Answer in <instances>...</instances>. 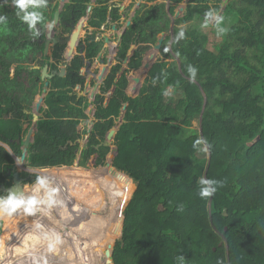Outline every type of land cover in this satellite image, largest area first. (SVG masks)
Returning a JSON list of instances; mask_svg holds the SVG:
<instances>
[{"label":"trees","instance_id":"16d2710c","mask_svg":"<svg viewBox=\"0 0 264 264\" xmlns=\"http://www.w3.org/2000/svg\"><path fill=\"white\" fill-rule=\"evenodd\" d=\"M124 1L67 0L62 5L47 0L39 11L52 21L60 11L56 35L68 33L72 19L87 21L68 58L63 44L45 54V19L34 36L16 16L12 0H0V15L7 17L0 25V141L20 157L23 143L11 140L21 136L23 142L34 125L25 166L46 169L40 174L57 189L56 198L67 210L74 208L71 217L52 213L47 204L32 215L18 211L9 216L12 236L21 239L20 246L9 245L10 261L21 264L26 255L31 260L40 253L37 264H110L106 251L121 234L123 210L134 192L123 235L114 246L115 264H264V0H228L224 8V0H188L180 17L175 14L185 0H143L133 15L137 0L122 10ZM209 10L224 17L225 34L200 22ZM113 25L126 27L117 62L91 100L81 94L86 83L82 69L103 50L99 30ZM181 31L184 36L178 39ZM162 33L166 39L172 36L179 61L167 60L171 55L164 40L139 94L129 98L113 142L104 145L107 126L111 129L122 115L129 73L142 65ZM102 58L107 60L105 54ZM47 64L50 71L66 66V72L43 79ZM189 65L197 69L195 81ZM168 87L176 94L174 103L166 99ZM41 96L44 104L34 122L24 109L33 110ZM82 122L86 125L79 129ZM85 137L82 146L79 139ZM197 140L201 143L194 147ZM112 144L118 148L112 161L116 170L106 166ZM93 156L94 166L106 167H70L89 168ZM8 168H16L15 158L0 145V173ZM201 177L223 181V187L201 198ZM34 187L25 196L33 195ZM25 216L29 223L22 224ZM81 219L91 220L82 230L76 226ZM52 233L61 243L49 251L44 237ZM61 246L64 252L58 254Z\"/></svg>","mask_w":264,"mask_h":264},{"label":"water","instance_id":"95a60500","mask_svg":"<svg viewBox=\"0 0 264 264\" xmlns=\"http://www.w3.org/2000/svg\"><path fill=\"white\" fill-rule=\"evenodd\" d=\"M141 1L142 0H139V3ZM187 1L188 0H185L184 3L186 4ZM227 1L228 0L223 1V8L226 6ZM66 2H67V0H61V4H64ZM91 8H92V6H89L88 10L90 11ZM183 10H184V6H180V8L177 10V12L175 14V17H180ZM59 21H60V11H56L54 14V21L49 24V25H51V27L50 28L48 27L47 36L45 39V54L49 55L51 46L56 45V44H63V45L68 46L67 57L70 58L73 56L75 47L78 44L80 31L76 29V23L73 19L72 23L69 25L71 27V34L70 35H68L66 37L54 35L55 27H56V25L59 24ZM129 24H130V21L127 22V25H129ZM85 26H86V23H84V27ZM114 28L116 29L115 26H114ZM99 34L102 35V37H103V39L107 45L112 44L113 41H112L110 35H108L106 32H103V31H100ZM122 34H123V32L119 33L118 40L116 42H114V45L111 49L112 53L116 52L117 47L119 45V42L121 40ZM165 36H166V33L161 34V36L158 39V42L153 46L152 50L149 52L148 59L144 61V67L146 68L147 72H149V70L152 68L153 64L155 63L156 57H157V55H158V53L162 47ZM133 49H134V46L131 47L129 55H131ZM110 62H111V59L109 60V63ZM36 67H38V66H36ZM104 68L106 69V67H104ZM65 72H66V67L64 66L60 72L52 71L51 73H49L48 72V65H45L43 68L42 78L43 79H45V78L50 79V78L54 77L55 74H58L59 76H63L65 74ZM147 72H145V74H147ZM104 74H105V71H103V73L99 75L100 80L103 79ZM134 79H135V82L137 84H139L141 81L140 77H134ZM99 84L100 83L97 82V84L93 87V89L90 93L91 99H94V97L98 91ZM48 85H49V82L47 81L46 86H48ZM135 90L138 94L139 90L137 87H135ZM46 91H47V88L44 89V92H46ZM85 93H87V91ZM43 104H44V96H41L37 100L35 107L32 111L24 109V112L28 113V114L31 113L33 116L34 122H36L39 119V116L41 114V107L43 106ZM127 105H128L127 103H124L123 108H122V115L119 118V120L115 122L114 126L111 129H109V126H107L106 138L104 140V145H109V143L112 141L116 131L118 130L119 124L123 120V116H124V113L127 109ZM88 112L90 115H93L94 107L91 106ZM34 131H35V126L33 125L29 128V130L25 136V139L23 141L24 148H23V152H22L21 157L18 158V161L16 162L17 167L15 169L8 168L7 178H9L11 180V184L7 185L6 180H4L5 178L3 180L0 179V195L6 196L9 189H11L13 192H18V193L23 192V194L25 195V194H27L28 188L31 187L30 183H32V180L37 179L38 174L36 173V169L28 168L24 165L25 160H26V156H27L28 147L32 142V137L34 135ZM11 142L20 144L22 142L21 137H18L17 139H12ZM0 143L3 144L4 146H6V148H7L8 144L1 142V141H0ZM116 154H117V149H116V151H113L110 153L109 158L107 160L108 165L112 162V160L116 156ZM94 159H95V156L93 157V160ZM76 165L78 166V164H76ZM62 166H67V165H62ZM78 167H80V166H78ZM25 187L27 189H25ZM51 211H52V213L59 214L63 217H66L69 215V211L65 210V208H63L62 205L54 206L51 209ZM113 246H114L113 244H110L109 249H107V251H106L107 254L110 255V257H111L108 259V262H110V264H114V260H113V256H112L113 255Z\"/></svg>","mask_w":264,"mask_h":264},{"label":"clouds","instance_id":"9594fccd","mask_svg":"<svg viewBox=\"0 0 264 264\" xmlns=\"http://www.w3.org/2000/svg\"><path fill=\"white\" fill-rule=\"evenodd\" d=\"M12 3L17 9L16 16L28 25L29 30L33 32L34 36H39L40 32L36 29V25L44 20L43 14L39 9L46 7L47 0H12ZM212 21L215 22L217 35L225 34L228 31L226 27L221 26L224 17L214 10H209L205 13L204 26L206 27L208 23ZM6 23L7 17L0 15V25ZM48 27L50 28L51 25H48ZM183 36L184 32L181 31L178 35V39L183 38ZM187 71L190 74V77L194 79L197 69L194 66L189 65ZM200 143L201 141L197 140L194 143V147ZM198 183L200 185L198 195L201 198L210 197L217 191L218 186L223 187V181L205 179L204 177L199 178ZM25 189L27 188L25 187ZM41 189L44 190L43 198L39 196ZM33 193V195L25 196L23 192H13L9 189L6 196L0 195V216H12L18 211L32 215L40 210L41 204H47L48 208L63 204V201L56 198L57 189L51 187L50 180L47 176L37 177ZM177 210L183 211V206H179ZM44 238L49 241V251H54L56 246L61 243L60 237L55 233H52L51 235L45 234ZM178 259L183 261L184 257L180 256Z\"/></svg>","mask_w":264,"mask_h":264},{"label":"rangeland","instance_id":"374dc122","mask_svg":"<svg viewBox=\"0 0 264 264\" xmlns=\"http://www.w3.org/2000/svg\"><path fill=\"white\" fill-rule=\"evenodd\" d=\"M130 1L131 0H125V2L123 3L125 6H127L129 3H130ZM167 3H168V0H165ZM181 5H184V7H185V3H182ZM180 5V6H181ZM135 7H138V0L136 1V5H135ZM134 7V8H135ZM133 8V9H134ZM132 9V10H133ZM131 10V11H132ZM42 14H43V17H44V19L46 20V23L47 22H49V20H51V16H47L46 15V13H45V11H43L42 12ZM200 22H204L205 23V18L204 19H201L200 20ZM210 26H208L207 28H210V27H215V22L214 21H212V22H210V23H208ZM227 24H230V21L229 22H227ZM79 28H80V31H81V33H80V36H83L84 35V33H85V29H84V26H83V23H82V21H80L79 22ZM122 30H120V31H117L114 35H113V42H112V44H110V46L108 47L107 46V48H106V54H107V61H106V64H104V63H102V62H98V61H96L95 63H93V64H91V65H89L88 67H85V68H83V72L85 73V76H86V82L87 81H89V83L93 80V79H96L97 81H98V76L100 75V74H102L103 73V71H104V67L105 66H107V67H111V65H113V64H115L116 63V52L115 53H113V54H111L110 53V51H111V48L113 47V43L114 42H116L117 41V39H118V32H121ZM168 35V34H167ZM171 36V35H170ZM213 36V35H212ZM166 38H167V36H166ZM165 38V42H166V47H167V49L169 50V53H170V58H168L167 60H169L170 62H178L179 61V57H178V55L176 54V53H174V51L172 50V48H171V44H172V36L171 37H169L168 39H166ZM79 39H80V37H79ZM80 42V41H79ZM79 42H78V44L76 45V48H75V50L77 49V47L79 46ZM159 54V53H158ZM109 58H111V61H112V63L111 64H108L107 62H108V59ZM145 72H147V70H146V68H144L143 66L141 67V68H139L138 70H135V71H133L131 74H130V76L131 77H129L127 80H126V82H125V84H124V90L126 91L127 90V95H128V91H129V88H128V85H129V83H130V81L132 80V83L134 82L133 81V79H132V76H139V77H141L142 79L145 77V76H147V74H145ZM94 73H95V75H94ZM106 73H107V69H106ZM105 73V74H106ZM93 75H94V77H93ZM143 75H144V77H143ZM192 80H194L195 81V79H193L192 78ZM101 82H102V80H101ZM89 86L91 87V89H90V92L92 91V89H93V85L90 83L89 84ZM85 88H86V86H85ZM88 89V88H87ZM85 90V89H84ZM83 90V91H84ZM98 92H99V89H98ZM135 91L133 90V89H130V91H129V93H131V94H133ZM125 98H127V96H126V94H125ZM173 98V95H169V98L168 99H172ZM169 101H171V100H169ZM90 118H91V116H90ZM81 126H83V124L81 125ZM200 126V121L199 120H197V121H195L194 122V126L193 127H195V128H198ZM85 139H81V143H82V145H85ZM0 145H2V146H4L3 144H1L0 143ZM6 147V146H5ZM109 156V155H108ZM94 160H93V158H92V160H91V162H93ZM91 162H90V166H89V168H83V167H79L80 169H83V170H91V169H93V168H98V167H106V166H109V167H111L112 165H111V163L109 164V165H106V166H102V165H99V166H94L93 164H91ZM59 167H61V166H59ZM70 167H78L77 165H73V166H70ZM113 167V166H112ZM43 170H46V169H43V168H41V169H37V171H36V173L38 174V176H41V172L40 171H43ZM35 181H36V179L32 182V183H30L31 184V186H33L34 184H35ZM135 184V183H134ZM135 189H136V187H135ZM135 191V190H134ZM134 193V192H133ZM133 193H132V195H133ZM132 195H131V197H132ZM131 197H130V199H129V201L127 202V204H126V206L124 207V210H123V220H122V224H121V234H120V236H119V238L118 239H120L121 237H122V235H123V223H124V219H125V209H126V207L128 206V204H129V202H130V200H131ZM85 205H86V203H85ZM82 206H83V203H82ZM87 206V205H86ZM63 208H65V207H63ZM65 210H67L66 208H65ZM72 210H74V208H73V206L72 207H69L68 208V210L67 211H69V216L71 217V215L73 214V212H72ZM98 214H100V215H103V212H100V211H98ZM24 215H27V214H24ZM73 216V215H72ZM25 219H23L22 220V224H27V223H29V220H28V218L25 216L24 217ZM88 221H91V220H80L77 224H76V226H81V230H82V228H83V225L85 224V222H88ZM95 221V220H94ZM0 222L2 223V230H1V232H0V248L2 249V250H4L5 248H6V250H7V255H8V252H9V245H16V246H20L21 245V239H19V238H17L16 236H12V230H11V227H10V224H9V216H0ZM97 222V221H96ZM32 231H33V229H31ZM81 230H80V232H81ZM79 232V233H80ZM61 233H64V231L62 230V232ZM1 239H2V242H1ZM117 239V240H118ZM116 240V241H117ZM19 241V242H18ZM116 241H115V243H116ZM109 243H111V244H113L112 242H109ZM115 243L113 244L114 246H115ZM4 244H5V246H4ZM114 246H113V251H114ZM65 247V246H64ZM58 254H63V252H64V248H63V246H61V247H58ZM21 256V255H20ZM39 256H41V254L40 253H37V255H36V258L34 259H31L30 260V263L31 264H37L36 262H37V258H39ZM20 258V257H19ZM4 260H5V257H4ZM19 261H21V260H19ZM24 263V262H23ZM22 264V263H21ZM115 264V263H114Z\"/></svg>","mask_w":264,"mask_h":264},{"label":"crops","instance_id":"0c3cea01","mask_svg":"<svg viewBox=\"0 0 264 264\" xmlns=\"http://www.w3.org/2000/svg\"><path fill=\"white\" fill-rule=\"evenodd\" d=\"M94 1H95V0H94ZM132 1H133V0H131L130 3H131ZM142 1H143V0H142ZM142 1H141V2H142ZM124 2H125V1H124ZM124 2H123V3H124ZM141 2H140V3H141ZM123 3L120 4L122 10H124L125 7H126ZM130 3H129V4H130ZM140 3H139V0H138V6L140 5ZM183 3H184V2H183ZM129 4H128V5H129ZM62 5H63V4H62ZM128 5H127V6H128ZM181 6H184V5H181ZM88 8H89V7H88ZM136 8H137V7H135V8L131 11V15L134 14ZM179 8H180V6L178 7V9H179ZM58 11H59V10H58ZM88 11H89V10H88ZM183 12H184V10L182 11L181 16L183 15ZM53 21H54V19H53ZM53 21H52V20H49V22H47V23L45 22L46 25H47V32H48V25H49L51 22H53ZM72 21H73V19H72ZM74 21H75V20H74ZM81 21H82V23H83V26H84V23H86V26L84 27L85 32H86V28H87V25H88V24H87V21H86V19H82ZM128 21H130V23H131V20H130V19H129ZM128 21H127V22H128ZM59 22H60V21H59ZM79 22H80V21H79ZM79 22H78V23L75 22V23H76V29L80 31V28H79ZM66 25H67V26L69 27V29H70L69 32L66 33V34H63V35H57V36L66 37V36H68V35L71 34V27L69 26L70 24H66ZM77 25H78V26H77ZM56 26H57V25H56ZM114 26L116 27V25H113L112 28H111V27H110V28H106L105 26H103V27L101 28V30H99V32H100V31L106 32L108 35L111 36L112 41H114L113 38H112L113 35H114L117 31H120V30H117V28L115 29ZM126 26H127V23H126ZM172 27H173V25H172ZM125 28H126V27H124V28L122 29L121 32H118V37H119V33L124 32ZM99 32H98V36H99V37L97 38L98 40L101 39V38L103 39L102 35H100ZM80 33H81V31H80ZM84 34H85V33H84ZM54 35H56V34H55V30H54ZM122 35H123V34H122ZM46 36H47V33H46ZM160 36H161V35H160ZM160 36H159V37H160ZM166 36H167V33H166ZM166 36H165V38H166ZM79 37H81V36H79ZM121 38H122V37H121ZM158 39H159V38H158ZM103 40H104V39H103ZM117 40H118V39H117ZM164 40H165V39H164ZM79 41H80V39L78 40V42H79ZM120 41H121V40H120ZM157 42H158V41H157ZM163 42H164V41H163ZM119 43H120V42H119ZM113 44H114V43H113ZM107 46L109 47L110 45H107V44L105 43V41H104L103 50H102L101 53L98 55V59H97L96 61H98V62L100 61V62L106 64V61H107V60H104L102 57H103L104 54H105L106 57H107V54H106V48H107ZM118 46H119V45H118ZM133 46H134V45H133ZM51 47H52V46H51ZM131 47H132V46H131ZM75 48H76V47H75ZM152 48H153V47H152ZM152 48H151L150 50H148V51L145 53V55H144V57H143V60H142V65H141L139 68H141L142 66L144 67V61L148 59V57H149V52L152 50ZM111 49H112V48H111ZM117 49H118V47H117ZM130 49H131V48H130ZM67 51H68V50H67ZM74 51H75V50H74ZM129 52H130V50H129ZM129 52H128V56H127V58L125 59V62H127V61L129 60V57L131 56V55H129ZM132 52H133V50H132ZM50 53H51V48H50ZM50 53H49V54H50ZM110 53L113 54L111 51H110ZM114 53H115V52H114ZM116 53H117V50H116ZM159 53H160V51H159ZM73 54H74V53H73ZM82 54H84V53H82ZM131 54H132V53H131ZM66 55H67V54H66ZM158 55H159V54H158ZM158 55H157V57H158ZM157 57H156V60H157ZM110 59H111V58L108 59V62H107L108 64H111V63H112V61L109 63V60H110ZM96 61H95V62H96ZM95 62H94V63H95ZM116 62H117V61H116ZM155 62H156V61H155ZM47 65H48V64H47ZM89 65H91V64L88 63V65H87L86 67H88ZM124 65H125V63H124ZM63 67H64V66H63ZM63 67H62V68H63ZM65 67H66V66H65ZM105 67H106V69H107V73H108L110 67H107V66H105ZM124 67H125V66H124ZM84 68H85V67H84ZM139 68H138V69H139ZM144 68H145V67H144ZM104 69H105V68H104ZM106 69L104 70L105 73H106ZM138 69H133V70L129 73L127 79H128L129 77H131L130 74H131L133 71L138 70ZM61 70H62V69H61ZM61 70H60V71H61ZM150 70H151V69H150ZM150 70H149V72H150ZM52 71H56V70H52ZM52 71L49 70V65H48V72L51 73ZM60 71H58V72H60ZM149 72H147V75H148ZM42 73H43V72H42ZM82 73H84V72H83V69H82ZM107 73L104 74L102 81L104 80V78H105V76L107 75ZM84 74H85V73H84ZM55 75H56V74H55ZM94 75H95V73H94ZM94 75H93V77H94ZM134 77H139V76H132V79H133L134 82L132 83V80H131L130 83H129V85H131V84L133 85V89H134L135 92H134V94H132V95H127V90H126V91L124 90V93L126 94L127 98H125V96H124L123 103H127V104H128V100H129V98H131V97H136V96L139 94V93L137 94V92H136V90H135V87H137L138 90H139V92H140V89H141V87H142V85H143V83H144V80H145V78H146V76L144 77V75H143L144 78L142 79V78L140 77V78H141V81H140L139 84H137V83L135 82ZM45 79H46V78H45ZM47 79H49V78H47ZM127 79H126V80H127ZM93 80H96V79H93ZM97 82L100 83V84H99V87H100V85H101L102 82H101V80L99 79V76H98V81L96 80V84H97ZM90 83L92 84V81H91ZM90 83H89V81H87V82L85 83V86H86V88H84L85 90L81 92V94H84V93L87 91L86 94H88L89 98H90V93H91V92H90L91 87L89 86ZM96 84H95V85H96ZM95 85H94V86H95ZM129 85H128V87H129ZM99 87H98V89H99ZM78 88H79V87H78ZM87 88H88V89H87ZM97 92H98V91H97ZM169 95H173V98H172V99H168V98H169ZM90 99H91V98H90ZM166 99H167L168 102H171V103H174V102L177 101L176 94H174V92L172 91V88H171V87H168V91H167ZM91 100H92V99H91ZM169 100H171V101H169ZM127 106H128V105H127ZM34 107H35V106H34ZM33 109H34V108H33ZM89 109H90V108H89ZM89 109H88V111H89ZM27 110H28V109H27ZM30 111H32V110H30ZM88 111H87V112H88ZM29 114H31V113H29ZM88 114H89V112H88ZM93 114H94V113H93ZM124 114H125V113H124ZM89 116H91V118H92L93 115H90V114H89ZM123 117H124V116H123ZM118 120H119V119H118ZM118 120H117V121H118ZM115 122H116V121H115ZM122 122H123V120H122ZM122 122H121V123H122ZM121 123L119 124V126L121 125ZM82 124H83V126H81ZM85 125H86V122H82V123L80 124V126H79V129H82ZM119 126H118V129H119ZM91 127H92V125H89V126H88L89 130L91 129ZM116 132H117V131H116ZM105 133H106V131H105ZM19 137H21V136H19ZM87 138H88V137H85V138H82V139H85V141L87 142ZM21 141H22V139H21ZM79 141L81 142V139H79ZM86 142H85V144H86ZM112 142H113V139H112V141H111L109 144H111ZM21 143H23V142H21ZM81 145H82V143H81ZM82 146H84V145H82ZM23 148H24V146H23ZM7 149L13 154V156L15 155V154L12 152V150H11V148H10L9 145H7ZM116 149H117V154H118V148H117L115 145L112 144V145H111V151H110V153L113 152V151H116ZM110 153H109V155H110ZM117 154H116V155H117ZM20 157H21V156H20ZM20 157H18L17 155H15V156H14L15 161L17 162V161H18V158H20ZM93 157H94V156H93ZM93 157H92V158H93ZM95 158H96V156H95ZM108 158H109V156H108ZM108 158H107V160H108ZM91 160H92V159H91ZM25 161H26V160H25ZM94 161H95V159H94ZM94 161H93V162L90 161L91 164L94 165ZM112 161H113V160H112ZM90 162H89V165H90ZM76 164H78V163H76ZM76 164H75V165H76ZM24 165H25V164H24ZM107 165H108V161H107ZM111 165H112V162H111ZM61 166H62V165H61ZM26 167H27V166H26ZM47 167H50V166H47ZM28 168H33V167H28ZM39 168H42V167H37V168H34V169H36V171H37V169H39ZM113 168H114V167H113ZM114 169H115V168H114ZM115 170H116V169H115ZM118 172H119V171H118ZM135 185H136V184H135ZM135 190H136V189H135ZM1 242H2V240H1ZM4 246H5V244H4ZM4 250H5V249H4ZM17 260H18V259H17ZM7 264H13V263H12L11 261H9Z\"/></svg>","mask_w":264,"mask_h":264},{"label":"bare ground","instance_id":"6f19581e","mask_svg":"<svg viewBox=\"0 0 264 264\" xmlns=\"http://www.w3.org/2000/svg\"><path fill=\"white\" fill-rule=\"evenodd\" d=\"M78 237H79V234H78ZM78 237H77V241H78ZM2 240V239H1ZM111 243H109V245H110ZM4 257H5V260H4ZM4 257H3V259L0 261V264H7L9 261H10V257H9V255H7V250H6V248H5V250H4ZM22 264H31L30 263V260H29V258H27V255H26V262H24V263H22Z\"/></svg>","mask_w":264,"mask_h":264},{"label":"flooded vegetation","instance_id":"af4514ba","mask_svg":"<svg viewBox=\"0 0 264 264\" xmlns=\"http://www.w3.org/2000/svg\"><path fill=\"white\" fill-rule=\"evenodd\" d=\"M72 23V22H71ZM71 23H69V24H71ZM16 167H17V164H16ZM7 174H8V169L4 172V171H2L1 173H0V179H4V180H6V184L7 185H10L11 184V180L9 179V178H7Z\"/></svg>","mask_w":264,"mask_h":264},{"label":"built area","instance_id":"2783aa9c","mask_svg":"<svg viewBox=\"0 0 264 264\" xmlns=\"http://www.w3.org/2000/svg\"><path fill=\"white\" fill-rule=\"evenodd\" d=\"M3 257H4V250H2L1 248H0V261L3 259ZM5 264V263H4Z\"/></svg>","mask_w":264,"mask_h":264}]
</instances>
